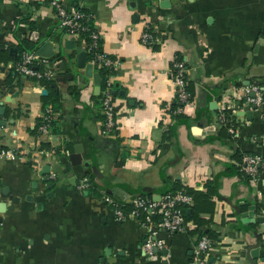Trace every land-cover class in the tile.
Instances as JSON below:
<instances>
[{"label": "crops", "instance_id": "crops-1", "mask_svg": "<svg viewBox=\"0 0 264 264\" xmlns=\"http://www.w3.org/2000/svg\"><path fill=\"white\" fill-rule=\"evenodd\" d=\"M36 1L0 0V148L15 152L0 158V190L10 191L0 195L6 203L0 213V264H190L201 231L208 229L218 233L215 240L209 238L208 264H252L246 251L256 242L255 234L260 243L254 261L264 264V169L248 183L228 167L235 163L230 157L234 147L264 156V0H61L92 13L103 51L112 57L116 131L108 136L101 134L95 84L76 63L85 42L65 33L45 36L59 20L49 4L35 7ZM146 28L155 39L151 45L140 40ZM22 37H41L40 48L51 43L48 57L60 49L72 53L70 72L88 79L57 83L63 106L54 111L58 132H31L43 114L45 88L14 73L15 45ZM67 40H73V48L65 46ZM176 55L186 65L191 94L181 122L168 112L176 98L170 76ZM54 64L58 72L68 68L62 61ZM74 83L81 87L78 100L67 90ZM249 84L258 85L261 95L250 120L237 115L249 103ZM14 92L17 96L6 101ZM224 110L234 115L232 142L218 137ZM169 125L174 133L163 140ZM71 139L82 145V161L89 166L71 164L74 149H64ZM41 142L59 153L40 149ZM45 164L50 165L47 181L38 175ZM89 175L100 193L78 192L70 182ZM207 179H215L218 191L211 222L194 234L188 232L193 224L172 234L157 229L151 237L162 248L151 254L144 251L146 228L136 218L117 222L101 199L105 187H117V195H110L130 203L139 193L155 198L177 187L201 190ZM12 196L18 202L12 203ZM232 205L241 213L255 205L256 223L241 222Z\"/></svg>", "mask_w": 264, "mask_h": 264}, {"label": "built area", "instance_id": "built-area-1", "mask_svg": "<svg viewBox=\"0 0 264 264\" xmlns=\"http://www.w3.org/2000/svg\"><path fill=\"white\" fill-rule=\"evenodd\" d=\"M49 5L53 8L59 20V27L64 30V33L72 37H80L83 40L81 34L86 30L83 20L89 16L74 6L65 5L61 0H49ZM91 38L93 41L88 46L90 49L97 44L99 39L98 32H94ZM140 40L145 45H151L155 41L151 31H148L147 28L142 31ZM98 59L107 66L113 63L112 59L102 54L98 55ZM90 63L93 67V72H95L94 62L91 61ZM12 67L16 73L36 81L41 79L55 81L59 73L58 68H56L54 61L50 57L41 55L35 50L23 51ZM186 72L187 69L184 62L176 60L174 57L170 66V76L175 88L176 98L183 104L176 110L178 113H183L184 106L190 102L191 94L186 89ZM110 84L111 80L108 81L107 86L102 91L103 96L101 98V111L104 115V120L101 123V134L106 136L114 134L116 131L114 108L110 101L112 95ZM245 92L249 103L258 104L260 102L261 95L258 85L249 84L246 86ZM251 92L254 93V97L249 96ZM221 117H224L223 114ZM53 122L54 111L48 106L43 110L38 126L39 133L42 135L49 134ZM228 131L234 136L235 131L232 127H229ZM14 155L15 152L0 148V158ZM242 163V170L250 176V182L252 183L258 179L260 169H264V156L245 153L242 156ZM89 187L90 179L87 176H82L75 183V188L78 192L89 191ZM101 193V199L109 206L113 218L117 222H122L128 218H136L140 225L146 228L149 236L144 243L145 253L151 254L155 248H162V242L156 240L155 237H151L155 235L157 229H162L172 234L183 232L188 225L192 224L185 220L184 212L192 205L193 197L184 188L165 191L155 198L141 194L135 195L130 200L128 209H125L123 204L110 194ZM211 243L207 236L201 235L193 249L190 264H208L207 252Z\"/></svg>", "mask_w": 264, "mask_h": 264}, {"label": "trees", "instance_id": "trees-1", "mask_svg": "<svg viewBox=\"0 0 264 264\" xmlns=\"http://www.w3.org/2000/svg\"><path fill=\"white\" fill-rule=\"evenodd\" d=\"M41 4L48 5L49 0L36 1L35 7H39ZM74 7H76L77 9L81 10L82 12L86 13L89 16L88 18L83 20L84 21L83 24L85 25L86 30L84 32H82L81 36L83 37V40L85 41V44H86L85 48H84V51L86 52V62L87 63H90L91 61L94 62V70L100 77V83H99V89L100 90H99V93L97 95L93 96V101H94L95 106H98L101 109V107H102L101 106V98L103 96L102 91L107 86L108 81L111 80V77L114 74V67L111 64L108 66L105 65L103 63V61L98 59V55L102 54L104 56L109 57L110 59H112V57L107 55L106 53H104L102 45H101L100 37H99L95 47L93 46V47H91V49L88 47V46H90V44L93 41L91 38L92 34L94 32H97L95 29V25H94L93 15L87 8L82 7L78 4H75ZM32 28H33V26H32ZM61 34H64V30L59 28V24H57L56 29L49 31L48 33H46L45 36L54 37V36L61 35ZM41 41H42L41 37H39L37 40H34V41L31 40L29 37L20 38L19 41L17 42V44L15 45L16 49H17V56L13 59V61L16 62L17 59L19 58L20 54L23 51H31V50L37 51L42 44ZM9 58L10 57H8L4 60L7 62L9 60ZM50 58L52 61H55V60L56 61H62V62H65L66 64H68L67 70L63 71V72H59L58 73L59 75L65 76L66 74L69 73V74H71V79H69V80H73V81H75L76 79H78V77H81L83 75L78 71L70 72L71 68L73 66V54L72 53H65V52H63L62 49H60L55 55L51 56ZM175 59L176 60H182L180 55H176ZM185 67H186V65H185ZM14 73L17 74L16 72H14ZM82 77L84 78L85 81L88 80L86 77H84V76H82ZM185 78L187 79V74H185ZM32 80L36 81L35 79H32ZM37 82L47 90V94L42 96L43 108L45 109L46 105H50L52 111H55V112L60 111L63 107L62 101H61V94L59 93V91L55 87L52 86V83L54 81L41 79ZM110 86L112 87V91L114 89H117V87L112 82H111ZM67 90H68V93L72 96V98L74 100L79 99L81 87L77 83L69 85L67 87ZM190 100H191V95H190ZM181 106H183V104L177 98H175L174 103L168 107V112L170 113L172 119L177 121V122H181L185 118L183 113L176 112L178 107H181ZM8 112H9V110H8ZM223 116L224 117L220 118V120H219L220 129H219L218 137L222 140L224 139V140L232 142L233 139L231 138V134L228 132V128L230 126H232V123L234 120V115H231V113L228 110H224ZM99 118L101 121L104 120L103 113L99 114ZM40 120H41V118L38 119L35 127L31 130L32 133L40 135V133L38 131V126L40 124ZM174 129H175L174 125H172V126L169 125L167 127V130L163 133V136H162L163 140L170 139L172 137V134L174 133ZM51 130L53 132H58L57 128L55 127L54 122L52 123ZM40 149L52 150L56 153H59L58 148L52 147L47 142H41L40 143ZM64 149L71 151V152L73 151L74 144H73L72 139L68 140L64 143ZM242 156H243V153H241L237 147H234L232 153L230 154V157H231V160H233L235 163L228 165V167L230 168L231 173H235L239 177L246 180L248 183H251L250 182V176L242 170V165H243ZM260 171H261V169H260ZM84 174L86 175L87 173L85 172ZM89 179H90L89 191H91L95 194L100 193L99 187L94 183L93 175H89ZM178 188H184L187 191V193L191 194L193 197V203L189 207L191 211H190V213H187V210H185L184 218L186 221H189L194 225L193 229L188 230V232L190 234H194V233L198 232V230L200 228L206 226L207 224H209L211 222V217H212V214H213L214 209H215L214 197H218V191H217V185H216L215 179H207L204 182L203 189H201V190L194 189L192 187H177L176 189H178ZM101 192H103V191H101ZM139 194L144 195V193H139ZM119 202L123 204L125 209H128V207L130 205L129 203L124 202V201H119ZM204 214H207L209 217L208 218L203 217ZM201 235H205L208 238H210L211 240H215L218 236V233H216L215 231H213L211 229H208L207 231H201ZM190 260H192V257L190 258Z\"/></svg>", "mask_w": 264, "mask_h": 264}, {"label": "water", "instance_id": "water-1", "mask_svg": "<svg viewBox=\"0 0 264 264\" xmlns=\"http://www.w3.org/2000/svg\"><path fill=\"white\" fill-rule=\"evenodd\" d=\"M167 2H163L162 4H166ZM73 40H67L65 42V46L67 48H73ZM52 47L51 43H47L45 46L41 47L40 49L37 50V52L41 55H44V56H49L48 55V48L50 49ZM11 52L15 53L16 54V49H10ZM77 66L82 68L83 69V73L86 77L88 78H92L93 80V83L95 84V90H94V93L97 95L99 93V83H100V77L99 75L96 73V72H93V67L91 65V63H87L86 62V52L84 50L80 51L77 53ZM26 79L25 76H23V80ZM69 79H71V74H66L65 76H58L55 78V81L52 83V86L53 87H57V83H64L66 81H68ZM23 80H21V82H23ZM114 94H116V91H113ZM18 92H14L13 94H11L9 97L6 98V101H12V98H15L17 96ZM42 95H46L47 94V90L46 89H43L42 92H41ZM249 96L250 97H254V93L251 92L249 93ZM219 101V97H215L214 100H213V103H210V109H212L213 111L216 110V103ZM257 107V104H254V103H247L245 105H242L240 107V110L237 112V115L238 116H244L246 117L248 120L251 119V116H250V111L251 109H256ZM4 113V107L2 106V102L0 104V115ZM214 114V113H213ZM1 125L4 123H0ZM82 145L77 143L74 145V152L70 154L69 158H70V162L73 166H80L82 167V165L84 166H89V163L86 162V161H82ZM50 173V165L48 164H45L43 165V167L41 168V170L38 172V175L40 177H42V180L43 181H47L48 178L46 175H48ZM70 175L72 176V173H70ZM75 178L73 177V179H70V182L72 185L75 184ZM104 186V184H102ZM37 185H35L36 187ZM46 186L48 188H51L52 187V182L48 181L46 183ZM106 188V193L108 194H112L114 196L117 195V187H113V188H110V187H105ZM9 189L7 187H2L1 190H0V195L3 196V197H6L9 195ZM88 193V192H87ZM32 196L29 197L30 200H32ZM11 202L12 203H16L18 202V199L17 197L15 196H12L11 198ZM232 207L235 209V214H236V217H240V220L241 222L243 223H256V219L253 217L254 213V209H255V205H251L249 207V211L250 213L246 212V213H241L238 206L237 205H232ZM6 210V203L3 202V201H0V213H3L4 211ZM190 209H187V213H190ZM0 221H1V218H0ZM256 236V242L251 245L250 247H248L247 251H246V257L247 259L249 260V262H251L252 264H255V259H257L259 257V243H260V236L259 234H255ZM155 252H157V249L155 248L154 249ZM163 253V255H166L167 254V250L164 249L161 251ZM210 263V262H209Z\"/></svg>", "mask_w": 264, "mask_h": 264}]
</instances>
